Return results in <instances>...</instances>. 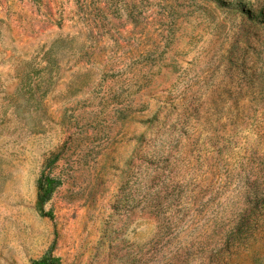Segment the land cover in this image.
Masks as SVG:
<instances>
[{
	"label": "rangeland",
	"instance_id": "rangeland-1",
	"mask_svg": "<svg viewBox=\"0 0 264 264\" xmlns=\"http://www.w3.org/2000/svg\"><path fill=\"white\" fill-rule=\"evenodd\" d=\"M47 252L264 264V0H0V264Z\"/></svg>",
	"mask_w": 264,
	"mask_h": 264
},
{
	"label": "trees",
	"instance_id": "trees-1",
	"mask_svg": "<svg viewBox=\"0 0 264 264\" xmlns=\"http://www.w3.org/2000/svg\"><path fill=\"white\" fill-rule=\"evenodd\" d=\"M57 179L48 175H41L37 180V187L42 200H46L51 195L52 191L58 185ZM33 264H58L57 259L49 252L45 253L38 259L33 261Z\"/></svg>",
	"mask_w": 264,
	"mask_h": 264
}]
</instances>
